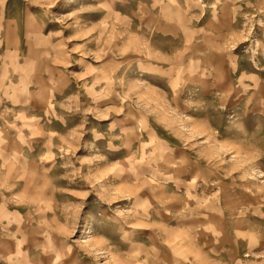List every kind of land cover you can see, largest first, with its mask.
<instances>
[{"label": "rangeland", "instance_id": "obj_1", "mask_svg": "<svg viewBox=\"0 0 264 264\" xmlns=\"http://www.w3.org/2000/svg\"><path fill=\"white\" fill-rule=\"evenodd\" d=\"M0 264H264V0H0Z\"/></svg>", "mask_w": 264, "mask_h": 264}]
</instances>
